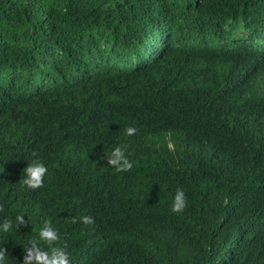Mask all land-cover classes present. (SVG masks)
I'll return each mask as SVG.
<instances>
[{
  "label": "trees",
  "instance_id": "obj_1",
  "mask_svg": "<svg viewBox=\"0 0 264 264\" xmlns=\"http://www.w3.org/2000/svg\"><path fill=\"white\" fill-rule=\"evenodd\" d=\"M0 204L3 264H264V0H0Z\"/></svg>",
  "mask_w": 264,
  "mask_h": 264
},
{
  "label": "clouds",
  "instance_id": "obj_2",
  "mask_svg": "<svg viewBox=\"0 0 264 264\" xmlns=\"http://www.w3.org/2000/svg\"><path fill=\"white\" fill-rule=\"evenodd\" d=\"M135 127H128L126 129L127 135L131 136L136 133ZM33 157H37L38 153H32ZM107 163L120 172H130L133 169V163L126 155L124 148L116 147L109 154H107ZM24 177L21 181L22 186H26L30 190H36L43 186L44 176L48 169L45 164L39 160L34 159L28 163L24 168ZM187 207V197L182 188H178L174 198L172 210L180 213ZM4 211V207L0 204V212ZM85 225L94 223L92 216L85 215L80 218ZM26 223L24 216L17 215L15 223L11 219H5L0 223V232L8 233L13 229L17 230L20 225ZM39 240H31L24 246V258L22 264H71V259L65 246H57L61 240V235L55 229L50 221H44L43 226L39 230ZM46 245L47 248L41 247ZM8 255L7 249L0 246V264L6 259Z\"/></svg>",
  "mask_w": 264,
  "mask_h": 264
}]
</instances>
